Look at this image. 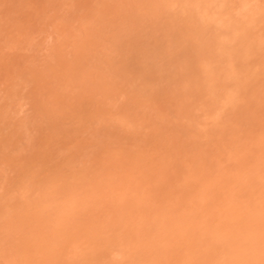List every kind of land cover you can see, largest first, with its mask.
<instances>
[{
  "label": "rangeland",
  "instance_id": "374dc122",
  "mask_svg": "<svg viewBox=\"0 0 264 264\" xmlns=\"http://www.w3.org/2000/svg\"><path fill=\"white\" fill-rule=\"evenodd\" d=\"M187 1L0 0V264H264V0Z\"/></svg>",
  "mask_w": 264,
  "mask_h": 264
},
{
  "label": "bare ground",
  "instance_id": "6f19581e",
  "mask_svg": "<svg viewBox=\"0 0 264 264\" xmlns=\"http://www.w3.org/2000/svg\"><path fill=\"white\" fill-rule=\"evenodd\" d=\"M169 1H170V0H169ZM193 1H194V0H193ZM211 1H212L213 3H214L215 1H214V0H209L210 8H213V4H212ZM225 1H226V0H225ZM184 2H185V1H184ZM188 2H191V0L187 1V3H188ZM203 2H206V1L203 0ZM219 2H220V1H219ZM195 3H196V1L194 2V4H195ZM184 4H186V3H184ZM198 4H200V3H198ZM215 4H216V3H215ZM218 4H219V3H218ZM202 5H203V8L201 9V4H200V8H199V9H200L201 11H205V12H206V13H205V12H202V13H204V15L208 13L207 18H208V17H212V15H213L215 12H214V13H213V12L211 13L212 10H211L210 12H207L208 10H210V8L208 9L209 5L206 4L207 7H206L204 4H202ZM211 5H212V7H211ZM222 5H223V4H222ZM168 6H169V4H168ZM182 6H183V5H182ZM195 6H196V5H195ZM224 7H225V6H224ZM185 8H186V7H185ZM191 8H193V7H191ZM191 8L188 6V9H190L189 12L187 11V12H188V15H189V13H191ZM194 8H195V7H194ZM215 8H216V12H220V10L222 11V6H220V8H218V6H217V7L215 6L214 9H215ZM244 8H245V7H244ZM186 9H187V8H186ZM204 9H206L207 11L204 10ZM256 9H257V8H256ZM193 10H195V12H197V8H196V9H192V11H193ZM258 11H259V10H258ZM182 12H183V11H182ZM184 12H186V11H184ZM250 12L253 14V13H254L253 9H252V11H251V9H249V12L247 11V14L251 16ZM220 13H221V12H220ZM209 14H210V15H209ZM243 14H244V13H243ZM247 14H245L246 17H247ZM184 15L188 16L186 13H185ZM195 15H196V13H195ZM195 15H194V16H195ZM214 15H215V14H214ZM225 15H226V14H225ZM194 16H193V17H194ZM191 17H192V16H191ZM205 17H206V16H205ZM228 17H229V16H228ZM251 17H252V16H251ZM253 17H254V16H253ZM200 18L202 19V17H200L199 15H196V17H195V18H192V19H196V22H194V23H197V22L199 21V20L197 21V19H200ZM233 18H234V17H233ZM258 18H259V17H258ZM192 19H191V20H192ZM221 19H222V21H221V23L219 24V21H220ZM223 19H224V17H223V18L221 17L220 20H219V19H216L217 22H215L216 20H213V22H215L216 25L219 24V26L217 27V30H219L220 27H222V26H223L222 28H224V29L226 28V26L222 24V23L226 24V23L224 22ZM244 19H246V18H244ZM252 19H253V18H252ZM259 19H260V18H259ZM218 20H219V21H218ZM235 20H236V19L234 18V22H235ZM240 20H241V19H240ZM240 20H237V23H239ZM245 21H246V20H245ZM257 21H258V19H257ZM209 22H210L211 24L213 23L211 20H210ZM203 23H205L204 20H203ZM191 24L194 25L193 23H191ZM205 24H206V23H205ZM221 24H222V25H221ZM240 24H241V23H240ZM245 24H247V22H245ZM234 25H235V23H234ZM236 25H238V24H236ZM243 25H244V24H243ZM243 25L241 24V27H240V26H239V27H236V26H235V28H233V29L239 30L240 33H241L242 35L244 34V36H245V34L251 33V31H249V29L247 30V32H246V30L241 29L242 27L245 26V25H244V26H243ZM255 25H256V24H255ZM224 26H225V27H224ZM246 26H248V25H246ZM251 26H252V25H250L249 27L251 28ZM259 26H260V25H259ZM193 27H194V26H192L191 30L194 32V34H196L195 32H197V29H196V31H194V30H193ZM228 27H229V26H228ZM228 27H227V28H228ZM253 27H254V26H252V28H253ZM256 27H257V25H256ZM195 28H196V27H195ZM224 29H223V30H224ZM229 29H230V27H229ZM231 29H232V27H231ZM200 30H201V29H200ZM258 30H259V28H258ZM255 31H256V30H255ZM230 32H231V31H230ZM220 33H221V32H220ZM226 34H227V33H226ZM233 34H234V32H233ZM252 34H253V33H252ZM214 35H215V34H214ZM214 35H212V36L215 38V40H212V38L210 37V41L213 42V43H215V41L221 36V35H217L218 37H217V36L215 37ZM256 35L261 36L258 32H257V33L254 32V34H253L252 36H250L251 39H255V40H254V43L252 44L253 46H252V45H249V48H250V49H251V48L253 49V47L255 48L257 45L260 44V43H259V38L256 37ZM229 37H230V36H229ZM238 37H239V33H238ZM245 37H246V36H245ZM252 37H253V38H252ZM232 38H233V36H232ZM241 38H244V37H241ZM230 39H231V37H230ZM233 42H234V41H233ZM257 43H259V44H257ZM217 44H218V43H217ZM254 44H255V45H254ZM218 45H219V44H218ZM230 46H231V44H230ZM222 47H223V46H222ZM230 48H231V47H230ZM236 48H237V47H236ZM241 48H242V47H241ZM227 49H228V48H227ZM247 49H248V46L246 47L245 50H244V48H242L241 50H243V52L245 51V53H247ZM258 49H259V48H258ZM229 50H230V49H229ZM233 50H234V49L230 50L229 53H231V51H233ZM239 50H240V49H239ZM260 50H261V49H260ZM225 51H226V49H225ZM236 51H237V50H235L234 52H236ZM250 51H251V50H249V53H250ZM254 51L256 52V50H254ZM258 52H259V51H258ZM245 53H244V54H243V53H240V58H239L240 60H239L238 57L236 56L238 61H240V62L242 61L241 63H244L243 60H241V59H242L243 55H245ZM261 53H262V52H261ZM261 53H259V54H261ZM215 54H216V53H215ZM226 54H227V52H226ZM233 54H234V53H233ZM235 54H236V53H235ZM231 55H232V54H231ZM231 55H230V57H231ZM236 55H237V54H236ZM207 56H208V55H207ZM245 56H246V55H245ZM208 57H209V59L211 58L210 56H208ZM213 57H214V56H213ZM215 57H216V55H215ZM247 57H249V55H248ZM205 58H206V56H205L203 59H205ZM244 58H245V57H243V59H244ZM231 59H232V62H231L230 65H231L232 67H233L234 65H237V64H236L237 60H234L233 55H232ZM249 59H250V58H249ZM249 59L246 60V58H245L246 61H248ZM199 61H201V60H199ZM202 61H203V60H202ZM205 61H206V60H205ZM203 62H204V61H203ZM206 62H208V60H207ZM200 63H201V62H200ZM216 63H218V66H216ZM216 63H215V66H216L219 70L221 69L220 71L222 72V76H223V71H222V70H224V67H222V65H221V68H220V67H219V62H216ZM249 63H250V60H249ZM198 64H199V63H198ZM198 64H197V66H200V65H198ZM206 64H207V63L204 62V69H203V67H200V68H201V71H202V69H203L204 72H206V73L209 72L208 76H206V77H209V75H211L212 73H213V75H215V72H218L219 74H221L220 71H216V70H215V71L212 70V71H214V72H212V71L210 72V71H209V67H207V66H206L207 68L205 67ZM195 65H196V64H195ZM201 65H202V64H201ZM208 65H209V64H208ZM212 65H213V64H212ZM212 65H211V66H212ZM247 65H248V64H247ZM250 65H251V64H250ZM260 65H261V67L259 66V64H258V66H257V67L260 68V69L258 68L259 71H257V75L254 73V70L251 69V70H253V73H254V77H251V75H252L251 71H249V70L246 68V65L243 64V66H244L245 68H242V70H241V68L239 69V70L241 71V74L243 75L242 77L246 79V77H244V75L247 73V75L251 74V75H250V79H251V80H252V78H253V80H259V81L264 80V79L261 80V77L264 78V71H262V73H261V69H262V66H264V64L261 63ZM197 66H196L195 68H197ZM209 66H210V65H209ZM213 67H214V66H213ZM237 67H239V66H237ZM247 67H248V66H247ZM222 68H223V69H222ZM225 68H226V67H225ZM249 68H251V66H249ZM252 68H253V67H252ZM233 69H234V67H233ZM244 69H245V72H244ZM246 69H247V70H246ZM254 69H256V67H255ZM262 70H264V69H262ZM242 72H243V73H242ZM199 73H200V72H199ZM202 73H203V72H202ZM206 73H205V75H207ZM260 73H261V76H260ZM203 74H204V73H203ZM205 75H204L203 77H205ZM224 75H225V73H224ZM233 75H234V74H233ZM164 76H165V75H164ZM167 76H169V74H167ZM199 76H200V75H199ZM199 76H197V77H199ZM201 76H202V75H201ZM245 76H246V75H245ZM255 76H256V78H255ZM257 76H260V77L257 78ZM203 77H202V78H203ZM206 77L204 78L205 80H206ZM218 77L221 78V76H218ZM225 77H226V76H225ZM242 77H241V78H242ZM247 77H248V76H247ZM199 78H200V77H199ZM254 78H255V79H254ZM259 78H260V79H259ZM197 79H198V78H197ZM226 79H227V78H226ZM228 79H229V78H228ZM248 79H249V78H248ZM233 81H236V80H233ZM227 82H228V81H226L225 83H227ZM228 83H229V82H228ZM231 83H232V82H231ZM235 83H236V82H235ZM238 83H239V82H238ZM260 83H261V82H260ZM229 84H230V83H229ZM232 84H233V83H232ZM243 84H244V83H243ZM226 85H227V84H226ZM230 85H231V84H230ZM240 85H242V83H241ZM240 85L237 84V87H238V86L240 87ZM244 85H245V84H244ZM212 86H213V85L211 84V87H212ZM221 86H222V84H221ZM222 87H223V86H222ZM237 87H236V88H237ZM209 88H210V86H209ZM243 88L246 89L245 87H243ZM206 89H207V88H206ZM224 89H226V88L224 87ZM229 91H230V90H229ZM231 93H232V91H231ZM224 95H225V94H224ZM214 96H215V95H214ZM224 98H225V96H224ZM233 99H234V98H233ZM225 101L228 102V103H229V101H231V104L234 103V100L229 99V98H228V100H227V98H226ZM223 102H224V101H223ZM226 102H225V103H226ZM210 103H211V102H210ZM212 104H213V103H212ZM237 104H238V103H237ZM215 105H216V103H215ZM215 105H214V106H215ZM233 105H234V104H233ZM215 108H216V107H215ZM220 108H221V107H220ZM222 108H223V106H222ZM218 109H219V108H218ZM231 109H232V108H231ZM215 110H216V109H215ZM221 111H222V110H221ZM211 117H212V116H211ZM260 221H261V220H260ZM260 221H259V222H260ZM249 225H250V224H249ZM233 232H234V231H233ZM232 239H233V238H231V240H232ZM229 242H230V241H229ZM233 243H234V242H233ZM233 243H229V244L232 245Z\"/></svg>",
  "mask_w": 264,
  "mask_h": 264
}]
</instances>
